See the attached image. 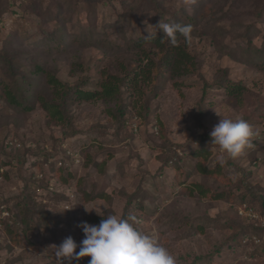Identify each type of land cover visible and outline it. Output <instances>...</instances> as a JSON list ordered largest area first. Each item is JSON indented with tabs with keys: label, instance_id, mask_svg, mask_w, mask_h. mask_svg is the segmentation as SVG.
I'll return each mask as SVG.
<instances>
[{
	"label": "rangeland",
	"instance_id": "1",
	"mask_svg": "<svg viewBox=\"0 0 264 264\" xmlns=\"http://www.w3.org/2000/svg\"><path fill=\"white\" fill-rule=\"evenodd\" d=\"M19 1L0 0V220L21 211L18 200L31 195L30 171L18 167L15 151L74 137L62 157L82 145L87 162L64 198H51V221L32 200L33 228L22 241L0 229V264H59L55 246L68 237L82 241V222L98 225L93 221L101 216L84 206L102 216L135 215L178 264H264V234L256 230L264 229V0H32L29 10ZM187 19L197 65L176 78L166 51L150 43L162 33L152 25ZM46 72L72 92H100L115 76L117 92L111 99L69 98L60 126L42 108L40 98H56ZM229 81L235 95L224 89ZM4 87L20 105L6 99ZM216 112L243 117L259 131L251 148L237 158L225 155L223 165L224 154L210 143L222 118ZM103 130L105 140L96 139ZM203 135L212 153L206 160L194 157ZM172 149L183 156L177 167ZM198 163L216 174H202ZM195 183L210 193L188 196L180 189Z\"/></svg>",
	"mask_w": 264,
	"mask_h": 264
},
{
	"label": "trees",
	"instance_id": "2",
	"mask_svg": "<svg viewBox=\"0 0 264 264\" xmlns=\"http://www.w3.org/2000/svg\"><path fill=\"white\" fill-rule=\"evenodd\" d=\"M31 2L32 0H20L18 2L19 3L18 6L21 7V10H26V9L29 10ZM40 3L41 2L39 0L38 4L41 5ZM32 4H34V1ZM58 9H62V6L60 5ZM37 11L38 8L36 9V12ZM169 23L191 25V20L189 19H187V21L175 20V22H169ZM150 43L154 44L155 47H157L160 52L166 51V55H164L163 59L166 64L170 65L171 74L173 77L180 78L194 72L197 64L195 57L189 51L191 39L186 42L182 36L178 35L177 43L173 44L171 43L169 38L162 32L153 40L151 39ZM35 69L37 72L40 73L45 72V70L42 69L40 66H37ZM45 75L47 77V82L50 84L53 91L55 92L56 98L53 100V102L47 101L44 98H40L42 103V108L44 109V111L48 113L51 121L55 122L57 125L60 126L66 123L67 120V114L66 113L64 114V106L67 105V101L69 98L78 101L111 99L114 97V95L117 92L116 83L113 84V82H116L117 80L115 76H108L107 80L103 81V83L100 85V89H101L100 92L96 90L94 92L90 90L87 91V90H83L82 88L73 89L74 92H72V89L71 88L68 89V87L65 84H63L59 79H57L56 76L48 72H46ZM224 89L228 91L231 95H235L236 93L235 85L232 82L226 84L224 86ZM207 90H208V85L206 84L204 88L203 98L206 96ZM4 93L6 99L10 103L15 105L21 104L18 101L17 96L13 94L12 89L4 87ZM56 99L60 100L61 102H57ZM153 129L158 130L156 126H153ZM70 133H71L70 135H75L77 131H72ZM94 133H99V132H94ZM107 133H108L107 131L103 130L99 134H95L97 137L96 139L105 140V136H107L106 135ZM73 138L74 137H69V139L63 138V140L57 144L43 145V146H38L35 143H30V144L27 143L23 155L21 154L17 155V151H15L16 157L14 158V160H16L18 167H23L30 171V174L27 179L29 184L28 190L31 194L29 197H31V199L27 195L24 196L23 199H19L17 205L22 212L16 209L15 212H13L11 218L0 220V229H2L4 233H8V236L10 235L11 238L14 236L13 241L15 240L22 241V236H24V233H27L29 230H31V228H33L31 224L35 214L31 211L29 203H31L32 200L35 201L36 205L38 206V211L45 212V216L42 218L51 221L49 215L52 214L56 216V214L51 212V210L48 208L50 203L52 202L51 198H57L56 199L57 201H61L66 195L64 190L65 187H68L70 185V180L76 178V174L79 170H84L86 166L87 158L85 152L86 148H82V145L80 147L71 146L72 148L68 150L67 156L65 155L62 157L64 151L63 144L68 143L69 140L70 139L73 140ZM207 141H208L207 135H203L201 137V141L199 142L202 148L199 152L194 154L195 158L198 159L202 158L205 160L210 158L212 153L208 148H205V144ZM11 147L12 146H10L9 149L12 151L13 148ZM172 154H174L173 158L175 159L172 158L173 160L171 159L170 161L173 166L177 167V162L180 159H182L183 156L182 157L178 156L177 152H173V149H172ZM60 162H62V166H59ZM196 168L204 175L211 176L216 174V172H214L213 170H207L204 164L202 163H198L196 165ZM220 169L221 168H219V170ZM179 170H178L179 172L178 176L181 177L182 173L180 174ZM3 173L4 172H2V174ZM62 173L66 174L65 178L62 177ZM57 175H59L60 177L55 181L57 183V188L61 190L60 193H55L50 191L51 184L54 181L55 176ZM77 182L79 183V180H77ZM185 186L183 185L182 187H180V189L182 190L183 193L187 194L188 196L194 195L196 190L201 195H206L210 193V191L204 188L202 184L195 183V184H190L189 186L186 187ZM215 198L219 201L223 200L224 194L218 193ZM22 213L23 216L21 215ZM101 219L102 217L95 218L93 221L94 224H99ZM38 226L39 224L37 225V227ZM256 228L257 231L261 230V232H263L262 234H264V229L259 227ZM246 230L249 231L250 229H246ZM243 234H244V229L240 232L238 241L242 238ZM238 241L236 236H233L231 238L232 243H236Z\"/></svg>",
	"mask_w": 264,
	"mask_h": 264
},
{
	"label": "clouds",
	"instance_id": "3",
	"mask_svg": "<svg viewBox=\"0 0 264 264\" xmlns=\"http://www.w3.org/2000/svg\"><path fill=\"white\" fill-rule=\"evenodd\" d=\"M152 26L163 32L173 44L177 43L178 35L186 42L191 39V25L162 23L160 20ZM145 31V37L150 39L147 25ZM221 117L210 133V143L218 146L224 154L219 160L223 165L225 155L237 158L246 148H251L259 131L243 117ZM84 208L86 212L95 211L102 219L98 225L87 222L78 225L84 234L79 243L68 237L59 246H55L59 264H78L84 257L91 258L89 264H178L177 257L167 247L138 227L140 220L135 215L126 218L115 214L102 216L94 208Z\"/></svg>",
	"mask_w": 264,
	"mask_h": 264
},
{
	"label": "built area",
	"instance_id": "4",
	"mask_svg": "<svg viewBox=\"0 0 264 264\" xmlns=\"http://www.w3.org/2000/svg\"><path fill=\"white\" fill-rule=\"evenodd\" d=\"M135 131H137V126H134ZM59 166H62V162L59 163ZM51 192H55V193H60L61 190L59 188H57V183L56 181H53L51 184ZM3 216H9V213H3Z\"/></svg>",
	"mask_w": 264,
	"mask_h": 264
}]
</instances>
